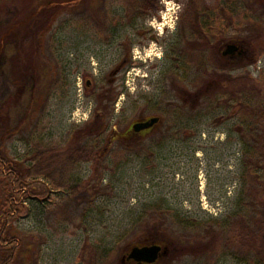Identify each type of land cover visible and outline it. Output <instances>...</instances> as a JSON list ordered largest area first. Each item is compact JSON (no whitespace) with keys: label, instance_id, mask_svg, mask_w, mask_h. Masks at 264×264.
Segmentation results:
<instances>
[{"label":"rangeland","instance_id":"obj_1","mask_svg":"<svg viewBox=\"0 0 264 264\" xmlns=\"http://www.w3.org/2000/svg\"><path fill=\"white\" fill-rule=\"evenodd\" d=\"M49 1L59 3L56 11ZM151 2L136 11L148 17L147 29H121L108 47L98 44L94 0H0V148L8 157L28 165L38 147L98 151L112 126L124 132L134 121L160 119L146 137L115 142L96 163L60 165L35 183L13 219L21 240L14 264H125L131 246L152 241L168 248L156 264H264V238L245 247L241 230H231L246 204L253 219L264 217V203L244 191L246 152L232 97L238 80L264 79V1ZM38 10L47 19H35L43 21L33 33ZM104 11L128 15L119 1ZM247 23L259 30L253 43ZM17 24L20 41L4 40ZM228 44L237 53L223 55ZM127 55L131 65L109 84ZM189 94L196 99L186 101ZM96 114H103L99 139L75 137L97 125Z\"/></svg>","mask_w":264,"mask_h":264},{"label":"trees","instance_id":"obj_2","mask_svg":"<svg viewBox=\"0 0 264 264\" xmlns=\"http://www.w3.org/2000/svg\"><path fill=\"white\" fill-rule=\"evenodd\" d=\"M48 5H51V8L56 11L59 3L49 1ZM32 16L34 23L29 24L28 29L32 30L34 33L37 31L38 25L40 26L42 24L41 20L43 21V19H41L40 22H35V19L46 18L45 11L38 10V13L31 15V17ZM20 25L21 24L15 25V31L7 33L6 38L3 39H7L10 43L16 39L20 41L18 33ZM245 25L250 34H253L252 38L251 36L248 38V42L251 43L252 41L250 39H254L258 36L259 30L253 23H247ZM27 35L29 36L30 33ZM28 38H26V40H29ZM36 41H38L37 38L35 42ZM0 43H3V40ZM28 43L29 46L27 50L30 53L33 48L31 44L34 42H30L29 40ZM251 45L254 46V44ZM2 48L0 45V51ZM19 48L21 47L19 46ZM29 66H27V68L24 67L25 74L28 73L30 69ZM234 86L236 88V92L234 93L236 94L233 93L232 97H236L241 113V123L238 126V131L241 135L246 152L243 182L244 191L252 196L254 200L264 203V79L258 81L249 78V80L243 82L238 80ZM93 127L94 128L87 130H78L74 136L79 138V136H91L93 133L98 135L102 127L99 125H93ZM98 158L99 155L97 151L87 144H74L64 149H42L38 147L31 152L29 163L25 165L24 163H19L13 158L8 157L0 148V264H14L15 256L21 245V240L13 232V219L19 214L23 203L32 199L31 195L33 194L35 183L40 182L42 179H49L54 170H57L60 165L66 164L72 166L78 162L88 161L96 163ZM4 183L11 186L12 190L10 192L6 193L3 188V190L1 189V184ZM76 189H80V185L76 184L73 185V187L70 186V190L74 191ZM41 190L45 191L44 189ZM42 191L39 193L43 195ZM244 207H246V212L244 211L242 212L243 214H237L238 219L232 223L231 230H241H238V233L239 235L242 234V242L247 244L245 247H249V244H253L254 246L250 248H258L260 244L259 241L264 238V217L256 221L253 219V216L248 213L250 211L247 212L250 206L246 204ZM236 238H238V236ZM233 239L235 240V237H233ZM233 239L228 242L231 243L232 241L233 243ZM262 248L264 249V247ZM259 249H261V247Z\"/></svg>","mask_w":264,"mask_h":264},{"label":"flooded vegetation","instance_id":"obj_3","mask_svg":"<svg viewBox=\"0 0 264 264\" xmlns=\"http://www.w3.org/2000/svg\"><path fill=\"white\" fill-rule=\"evenodd\" d=\"M114 1H119L125 8V13H127L128 15L126 16H122V17H115V16H107V11H104V15L101 16L100 12H102L105 9V6L107 3H113ZM149 1L152 0H94V4H97L96 10H98L99 15L93 18V24L95 26L96 29V35H97V39H98V44L100 43V45H107L108 47L113 46V42L111 43L110 40H112V38H114L116 36V34L118 33V31H121V29H132V30H145L147 29L146 24L148 23L147 18L144 16H138V14L136 13V11L138 10V8H142L143 5L149 3ZM183 1H187L188 4H191L192 1H194V4L196 2V5H200L203 6L202 0H153V2H151V4H153L154 6H159L161 5V7H164V5H168L169 3H173L175 4L176 2L178 4L182 3ZM147 2V3H146ZM195 6V5H193ZM194 19V18H193ZM143 35V34H142ZM192 48V47H191ZM194 51H188L189 56L193 57L194 54H192ZM237 53V52H236ZM129 56L127 55V57L120 61L119 64H115V67L113 66V70H111L109 76L107 77V81L109 84H115L116 82V78L118 77V75H120L122 72H125V70L127 69V67L129 66L130 62H129ZM190 61H193V59H190ZM131 65V64H130ZM50 69L53 70V67L50 66ZM196 72V71H195ZM191 82H193L195 80V78L191 79L189 78ZM90 85V81H85V86L88 87ZM207 85H211V83L209 82ZM105 95V94H104ZM196 95L195 94L193 96V94H189L187 96V98H185V100L192 102V100L196 99ZM102 99H105V96H101ZM98 110L103 109L102 106H98L97 108ZM103 116V114H96L95 115V123L97 125H99L100 127H102L103 121H100V124L98 123L99 118H101ZM104 116H107V114H105ZM150 118L153 117H149V118H145V119H141V120H137L134 121L133 123H131L130 127L127 128L124 132H119L114 126H112L111 128V134H109V138L107 140V147H103L101 150H98L97 153L99 155V159L102 158L103 153L112 147V145L117 142V141H129L132 139H138L141 137H146L148 134H150L151 132H153L155 130V128L157 127V125L160 122V119L158 117V122L152 126L149 129L140 131V132H134L132 129V125L136 122H140V121H146L149 120ZM97 138L99 139L100 135H96ZM96 149V148H95ZM97 150V149H96ZM154 242H146L144 244H136L138 246H143V245H148V244H153ZM158 244V243H156ZM161 245V244H159ZM162 248L166 249V254L168 252V248L166 246L161 245ZM128 254V252H126V255ZM126 255L124 256V262L125 264H137L135 261H133L132 259H126ZM165 255H160L159 259L162 256ZM158 259V260H159ZM157 260V262H158ZM156 262V263H157ZM154 263V264H156Z\"/></svg>","mask_w":264,"mask_h":264},{"label":"water","instance_id":"obj_4","mask_svg":"<svg viewBox=\"0 0 264 264\" xmlns=\"http://www.w3.org/2000/svg\"><path fill=\"white\" fill-rule=\"evenodd\" d=\"M238 46L234 44L226 45L223 55H233L238 51ZM158 122V118L153 117L146 121L136 122L132 125L134 132H140L151 128ZM166 249L161 245L153 243L143 246L133 245L128 250L126 259H132L137 264H154L159 259L160 255H165Z\"/></svg>","mask_w":264,"mask_h":264},{"label":"clouds","instance_id":"obj_5","mask_svg":"<svg viewBox=\"0 0 264 264\" xmlns=\"http://www.w3.org/2000/svg\"><path fill=\"white\" fill-rule=\"evenodd\" d=\"M176 7H177V6H175V5L171 6V7L169 8V12L174 11ZM169 27H170V28L172 27V24H171V23H169ZM151 54H152L151 52H147V53H146V55H151ZM157 55H159V53H157ZM84 119H87V117L85 116Z\"/></svg>","mask_w":264,"mask_h":264}]
</instances>
